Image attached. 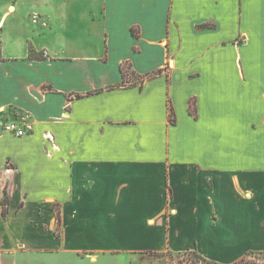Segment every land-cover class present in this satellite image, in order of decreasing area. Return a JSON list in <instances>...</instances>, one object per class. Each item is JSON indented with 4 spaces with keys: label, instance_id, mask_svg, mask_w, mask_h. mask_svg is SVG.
I'll return each mask as SVG.
<instances>
[{
    "label": "crops",
    "instance_id": "crops-1",
    "mask_svg": "<svg viewBox=\"0 0 264 264\" xmlns=\"http://www.w3.org/2000/svg\"><path fill=\"white\" fill-rule=\"evenodd\" d=\"M0 27V264L264 252V0H0Z\"/></svg>",
    "mask_w": 264,
    "mask_h": 264
},
{
    "label": "trees",
    "instance_id": "trees-1",
    "mask_svg": "<svg viewBox=\"0 0 264 264\" xmlns=\"http://www.w3.org/2000/svg\"><path fill=\"white\" fill-rule=\"evenodd\" d=\"M0 34H1V31H0ZM40 56L37 55L36 53L33 52V50H29V58L30 59H38ZM0 60H2V54H1V38H0ZM125 74V73H124ZM154 75L152 76H147V77H144V78H150V77H153ZM144 78L142 79V82L144 80ZM189 112L190 114L192 115H196V105H195V102L194 100H190L189 101ZM169 120L170 121H173V111H172V108L169 107ZM3 207L5 208V206L7 205V200L4 198L3 200ZM187 253H191L193 256H194V259H196V262L198 264H217V263H214L212 261H209V260H206L200 256H198L196 253H193V252H190V251H187L185 253H182V254H179L178 256H183ZM263 257L264 258V252H254V251H250V252H247L242 258H240L239 260H237L236 262H234L233 264H257V263H254L252 262V259L253 258H261ZM260 264H264V260H263V263H260Z\"/></svg>",
    "mask_w": 264,
    "mask_h": 264
},
{
    "label": "rangeland",
    "instance_id": "rangeland-1",
    "mask_svg": "<svg viewBox=\"0 0 264 264\" xmlns=\"http://www.w3.org/2000/svg\"><path fill=\"white\" fill-rule=\"evenodd\" d=\"M154 258L161 259L165 263H168V264L171 261H174V264H198L196 262V259H194V256L191 253H187V254H185L183 256L168 255L166 253H161V254H155ZM263 260H264L263 257H261V258H253L252 262L260 264V263H263Z\"/></svg>",
    "mask_w": 264,
    "mask_h": 264
},
{
    "label": "built area",
    "instance_id": "built-area-1",
    "mask_svg": "<svg viewBox=\"0 0 264 264\" xmlns=\"http://www.w3.org/2000/svg\"><path fill=\"white\" fill-rule=\"evenodd\" d=\"M1 132L11 134L17 137H20L25 134V131L14 122L4 123L2 125Z\"/></svg>",
    "mask_w": 264,
    "mask_h": 264
}]
</instances>
